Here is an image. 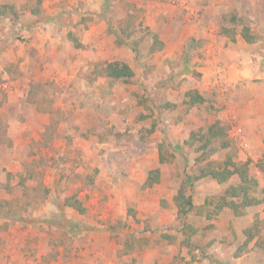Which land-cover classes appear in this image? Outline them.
<instances>
[{
    "label": "rangeland",
    "instance_id": "obj_1",
    "mask_svg": "<svg viewBox=\"0 0 264 264\" xmlns=\"http://www.w3.org/2000/svg\"><path fill=\"white\" fill-rule=\"evenodd\" d=\"M7 2L41 13L37 36L0 18V264H238L249 252L264 264V237L251 248L236 229L250 215L263 234L264 204L182 221L166 204L182 186L195 208L222 195L237 177L191 178L228 158L248 163L264 199V0ZM115 61L133 76L99 73ZM188 91L202 102L183 103ZM215 122L224 137L199 150ZM156 168L158 185L143 188Z\"/></svg>",
    "mask_w": 264,
    "mask_h": 264
},
{
    "label": "trees",
    "instance_id": "obj_2",
    "mask_svg": "<svg viewBox=\"0 0 264 264\" xmlns=\"http://www.w3.org/2000/svg\"><path fill=\"white\" fill-rule=\"evenodd\" d=\"M13 10L11 7L7 5L0 6V16H8L12 13ZM226 28H221V33L226 32ZM239 36L246 43H253L256 40V37L250 33V29L247 26H243L242 30L239 33ZM155 44L161 45L158 41H155ZM134 51H136L133 48ZM100 74L105 77L117 81V80H127L133 76V71L131 67L125 62H110L106 63L101 70ZM190 103L192 106L197 105L202 102V98L195 91H188L185 93V100L183 103ZM166 107H169V104H165ZM195 134L192 135L194 137ZM220 137H224L223 128L220 126L218 122L210 125L207 128V131L201 135H199V139L203 140V143L199 146V150H206L214 139H218ZM195 139V138H193ZM185 143L189 144L190 141H186ZM224 147L228 145L227 142L222 143ZM164 144L159 146V163H166L169 159L164 155ZM203 155V154H202ZM204 158V157H203ZM210 163H207V166L201 168L200 174L198 176L188 177L191 178V181H197L203 177H211L217 183L222 184L228 182L232 177H237L238 182L236 184H230L222 193V195L218 197L207 198L204 201L203 206L200 208H195L192 197L187 196L185 193V188L182 186L178 189L177 193L174 195L173 200L175 205L177 206V218L179 220H183L187 214L194 209H196V213L201 214L202 211L200 209L208 210L205 214V218L207 220L212 219L217 216L224 208H229L233 211L235 216H240L244 213V210L247 207L255 206L258 204H264V199H258L253 194L255 192L257 182L255 179L251 178L248 172V163H235L231 158H228L222 164L211 166ZM160 169L156 168L154 170H150L147 173L146 179L142 185L143 188H152L154 185L159 183L160 180ZM1 186V184H0ZM6 188H9L8 185H5ZM64 205L70 208H73L78 213H85V208L82 206V203L75 199V197L65 198ZM8 203L0 200V212L7 211ZM211 207V210L208 208ZM256 227L252 226L249 229L244 231V235L246 240L243 245L246 246L253 237L257 234Z\"/></svg>",
    "mask_w": 264,
    "mask_h": 264
},
{
    "label": "crops",
    "instance_id": "obj_3",
    "mask_svg": "<svg viewBox=\"0 0 264 264\" xmlns=\"http://www.w3.org/2000/svg\"><path fill=\"white\" fill-rule=\"evenodd\" d=\"M25 4V3H24ZM3 5H7V6H9V7H11L12 8V10H13V12L12 13H10V16L8 15V16H4V17H1L0 16V18H5L6 19V21H8V20H10V18L11 17H15V19H14V21L16 20V17H17V20L18 19H23V21L24 22H26V24L24 23V25H22V26H26V27H28L29 28V31H28V35H31V36H37V34H36V31H37V29L36 28H34L35 26H36V24H37V22L38 21H36L37 20V18H36V16L37 15H35L36 13H41V9L39 8V7H37L36 9L35 8H29V6H28V11H26V12H23V14H22V12H19L18 10H19V7L17 6V8H16V6H12L11 4H9L8 2H7V0H0V6H3ZM153 9H156L155 7H153ZM154 12H156V10H154ZM149 13V12H148ZM148 16H149V14H147ZM16 20V21H17ZM45 20H47V19H45ZM18 23V22H17ZM25 28V27H24ZM40 37H41V40L43 41V42H47L48 40H50V38H49V36H47L44 32L40 35ZM160 38V37H159ZM241 40L242 41H244L242 38H241ZM239 43H240V40L238 41ZM208 61L209 60H206V64L208 63ZM202 62H203V60H202ZM201 62V63H202ZM202 69L203 68H201V69H199V70H201L202 71ZM207 72H208V74H210L211 72H210V70H208V69H205V74H207ZM263 123V122H262ZM256 125H259L261 128H262V126H261V124H257L256 123ZM160 164V163H159ZM164 164V163H163ZM160 165H162V164H160ZM160 169V168H159ZM204 179H209V180H211V183L213 184V180L214 179H212L211 177H203ZM215 181V180H214ZM216 183H217V181H215ZM227 183V182H226ZM217 184H219V183H217ZM223 184V183H222ZM158 185V184H157ZM154 186H156V185H154ZM153 186V187H154ZM152 187V188H153ZM147 189H150V188H147ZM185 193H186V189H185ZM187 195V194H186ZM187 196H189V195H187ZM174 197V196H173ZM173 197H172V200H173ZM161 199H163L162 197H160V200ZM164 200H165V198H164ZM168 206H169V208H171V209H173V212H175L176 213V215H177V206H175V204H174V200H173V202H171V200L169 201V203H166ZM251 207V206H250ZM250 207H247V208H250ZM253 207V206H252ZM246 208V209H247ZM223 210H226V208H224ZM222 210V211H223ZM192 212V211H191ZM264 218V217H263ZM237 218H235L234 216H231V218H230V220L231 221H235ZM242 224V225H241ZM238 225H241V226H237ZM235 226H236V229H237V232H238V234H242V236H243V240L245 241L246 240V237H245V235L243 234V232L245 231V230H247V229H249L250 227H252L253 226V219H252V216H250V215H247V216H245L243 219H240L239 220V222H238V224H236ZM233 228H234V226H233ZM235 229V230H236ZM260 232H263V234H261V235H257V236H255V237H253V239L249 242V247H257V246H259V244L258 243H261V239L264 237V230H261ZM262 247V246H261ZM263 248V250H264V246L262 247ZM258 250H260V251H256V250H254V252H256V254H258L257 256H259V257H261V255H263L264 254V252L262 251V249H260V248H258ZM246 256H248V258H246ZM250 257V252L248 253V254H244L243 256H241V257H239V258H237V259H233V261H234V263H236L237 261H239L238 262V264H243V263H245V264H255V262H252L251 261V258H249Z\"/></svg>",
    "mask_w": 264,
    "mask_h": 264
}]
</instances>
